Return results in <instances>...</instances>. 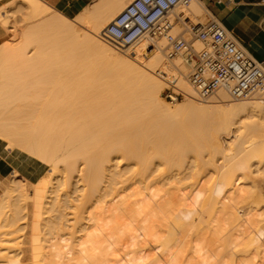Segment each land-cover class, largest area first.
Masks as SVG:
<instances>
[{
    "label": "bare ground",
    "instance_id": "6f19581e",
    "mask_svg": "<svg viewBox=\"0 0 264 264\" xmlns=\"http://www.w3.org/2000/svg\"><path fill=\"white\" fill-rule=\"evenodd\" d=\"M19 1L21 29L0 12V264H264V90L197 102L163 38L126 45L107 33L132 0L81 12L93 34ZM203 10L192 0L176 12ZM160 69L187 101L162 98ZM197 116L218 134L179 132Z\"/></svg>",
    "mask_w": 264,
    "mask_h": 264
},
{
    "label": "built area",
    "instance_id": "2783aa9c",
    "mask_svg": "<svg viewBox=\"0 0 264 264\" xmlns=\"http://www.w3.org/2000/svg\"><path fill=\"white\" fill-rule=\"evenodd\" d=\"M191 2L132 0L108 24L107 33L126 45L144 35L155 40L163 38L167 60L175 67L176 60L185 64L184 76L198 101L219 100L222 93L232 100H243L263 91L264 62L254 58L214 16L194 23L176 12ZM197 42L202 45L200 49L194 46ZM156 73L165 84V99L173 103L189 96L175 84L171 73L164 69Z\"/></svg>",
    "mask_w": 264,
    "mask_h": 264
},
{
    "label": "crops",
    "instance_id": "0c3cea01",
    "mask_svg": "<svg viewBox=\"0 0 264 264\" xmlns=\"http://www.w3.org/2000/svg\"><path fill=\"white\" fill-rule=\"evenodd\" d=\"M70 14H77L93 0H45ZM206 11L239 38L248 52L264 62V0H199Z\"/></svg>",
    "mask_w": 264,
    "mask_h": 264
},
{
    "label": "rangeland",
    "instance_id": "374dc122",
    "mask_svg": "<svg viewBox=\"0 0 264 264\" xmlns=\"http://www.w3.org/2000/svg\"><path fill=\"white\" fill-rule=\"evenodd\" d=\"M19 0H16L15 2H14V4L11 6V4L12 3H9V5L11 6L10 8H9V6H8V4H6L5 3V1H3V0H0V12L2 11V6L4 7V11H7V9L9 10V12H8V15L10 16L9 17V22H10V25H12L13 27H14V29H16V31L17 30H19V29H21L22 27H23V25H25V23L27 22L26 20V22L24 21V18H25V16H26V14H24L26 11H25V9L23 10L22 9V7L20 6V1L18 2ZM42 2H44L45 4H47L48 6H50L52 9H54V10H56V11H58L59 13H61V14H63V15H65V16H67L68 18H70V19H72V20H77L76 22H78V24H79V22L80 21H78V16H79V14L82 12V15H84L83 14V12L84 11H86V12H88L87 11V8H88V10H90L91 9V6L92 5H94L95 4V2H96V0H93V2L92 3H90V4H88L87 6H85L84 8H83V10H81L80 12H78L77 14H70V13H68V12H64V11H62V10H60L59 8H56V7H54V6H52V5H50L49 3H47L45 0H41ZM95 1V2H94ZM200 4H202L199 0H197ZM18 4V5H17ZM128 4V3H127ZM126 4V5H127ZM2 5V6H1ZM125 5V6H126ZM15 6V7H14ZM20 6V7H19ZM19 7V8H18ZM93 7V6H92ZM202 7H203V11L201 12V15L199 16V17H197V18H194V19H192L193 21H194V23H196V22H205V21H207L208 20V18H209V16L211 15V14H209L207 11H206V9L204 8V6L202 5ZM6 8V9H5ZM13 8V9H12ZM18 10H17V9ZM21 8V9H20ZM10 9H11V11H10ZM181 8H179V10H180ZM17 11V12H16ZM19 11V12H18ZM22 11V12H21ZM15 12V13H14ZM21 12V13H20ZM85 12V13H86ZM12 13V14H11ZM178 13H179V11H178ZM14 14H15V16H14ZM82 15H80L79 17H81ZM118 15V14H117ZM186 14H181V16L182 17H184ZM12 17V18H11ZM22 17H24L23 18V22H19V21H22ZM116 17V16H115ZM114 17V18H115ZM185 17H187V16H185ZM15 18V20H13ZM113 18V19H114ZM199 18V19H198ZM26 19V18H25ZM18 20V21H17ZM79 20H81V19H79ZM11 21H13V22H11ZM18 22V23H17ZM25 22V23H24ZM14 23V24H13ZM24 23V24H23ZM17 24V25H16ZM23 24V25H22ZM81 24H82V22L79 24V25H77V27H83L84 28V30L85 29H87V27L85 28L84 26H85V24L83 23V25L81 26ZM80 28V30H83V29H81ZM89 29H87V31L89 30V32H91L92 34H93V30H91V27H88ZM83 30V31H84ZM82 32V31H81ZM85 32H86V30H85ZM88 32V33H89ZM84 33V32H83ZM150 37V40H151V42H152V45L154 44V47H156V44L157 43H160V41H161V39L162 38H160V40L158 39V40H155V39H153L150 35H148V38ZM239 39V38H238ZM240 40V39H239ZM154 41V42H153ZM159 41V42H158ZM241 41V40H240ZM156 42V43H155ZM242 42V41H241ZM247 49V48H246ZM163 51H164V49H163ZM248 51V50H247ZM33 51H31L30 53H32ZM120 53H122V55H123V52H121V51H119ZM126 53V52H125ZM125 53H124V55H125ZM164 54H165V51L163 52ZM166 56V55H165ZM167 61V63H170L168 60H166ZM157 73H156V70H155V75H156ZM157 77H158V75H156ZM163 83V82H162ZM164 88H165V84L163 83V89H162V91H161V96H162V98L166 101V102H168V103H170L171 105H175V103L177 104V103H179V102H185V101H187L188 100V98H184V99H182V100H180V101H178V102H175V103H171L169 100H167V99H165L164 98V96H163V90H164ZM229 98V97H228ZM214 101H216L217 102V100L216 99H213ZM213 100H211L212 102H214ZM246 100V99H245ZM245 100H230V101H234V103H240V102H243V101H245ZM197 102H199V103H202V104H205V103H208V102H205V101H198V100H196ZM238 101V102H237ZM212 102H209V103H212ZM212 114V113H211ZM215 114L213 113V116H214ZM217 115V114H216ZM219 115V114H218ZM199 116H201V115H199ZM199 116H197V118H195V117H192V119H194V123H195V125H194V123L192 122V119H190L191 120V122L190 121H188V122H186V123H188V125L185 127V125H184V127H182V129L180 128V126L178 125V128H180L178 131L180 132V133H182V134H185V135H190V133H192V134H194L195 135V133L197 132V130H198V132L196 133L197 135L196 136H199V137H203V135H201V134H203L204 133V136H208V134H211V133H214L213 131H215V133L214 134H216L217 132H218V130L216 131V130H212V128L213 129H215L213 126H215V124H211V123H214V122H211V121H214V120H206V119H202V117L201 118H199ZM208 116V115H207ZM206 116V117H207ZM212 116V117H213ZM220 116V115H219ZM191 117V116H190ZM211 116H210V114H209V118H210ZM212 117H211V119H212ZM216 117V116H215ZM205 118V117H204ZM217 118H219V117H217ZM203 120V122H202V120ZM215 119V118H214ZM221 119V118H220ZM207 121L206 122V124H203L204 123V121ZM216 120V119H215ZM219 120V119H218ZM220 121V120H219ZM210 122V123H209ZM180 123H182V122H180ZM191 123H193L192 125H193V127L191 126ZM197 123V124H196ZM215 123H216V121H215ZM221 123V122H220ZM184 124H185V121H184ZM203 124V125H202ZM209 124V125H208ZM211 124V125H210ZM217 124V123H216ZM219 124V123H218ZM181 125V124H180ZM219 125H221V124H219ZM182 126H183V124H182ZM194 126H195V128L196 129H194ZM198 126V127H197ZM206 126V127H205ZM210 126V127H209ZM217 126V125H216ZM202 127H204V129L202 128ZM208 127V128H207ZM192 128H193V130H192ZM203 129V130H202ZM208 129V130H207ZM195 130V131H194ZM200 130V131H199ZM210 130H212V131H210ZM202 131V132H201ZM206 131V132H205ZM195 132V133H194ZM199 133V134H198ZM208 133V134H207ZM218 134V133H217ZM220 134V133H219ZM201 135V136H200ZM210 136H208L205 140H207L208 138H209ZM205 138V137H204ZM222 141V140H221ZM231 141V143H234L235 141H237V137L236 138H233V139H231L230 140ZM225 150H233V148H231V147H229V148H225ZM210 156L211 155H209L208 153H205L204 154V157H203V161H207V160H209V158H210ZM217 162H216V165H223L224 164V159H223V157H222V155H218L217 156ZM239 161L240 160H237L236 162L237 163H239ZM221 169H223L224 170V168H221ZM264 175V173H261V174H259V176L256 178V180H255V184H256V190L258 191V193L260 194V196H259V198H262L263 199V208H264V177H261V176H263ZM208 177V176H207ZM212 181H216L217 179H215L213 176H212ZM211 179V178H210ZM243 180V179H242ZM241 180V181H242ZM220 181V179L219 180H217V182H219Z\"/></svg>",
    "mask_w": 264,
    "mask_h": 264
}]
</instances>
